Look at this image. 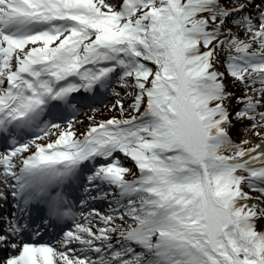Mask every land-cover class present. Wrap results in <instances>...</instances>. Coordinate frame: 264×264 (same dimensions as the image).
Instances as JSON below:
<instances>
[{"label": "snow or ice", "instance_id": "obj_1", "mask_svg": "<svg viewBox=\"0 0 264 264\" xmlns=\"http://www.w3.org/2000/svg\"><path fill=\"white\" fill-rule=\"evenodd\" d=\"M253 138L264 0H0V264H264Z\"/></svg>", "mask_w": 264, "mask_h": 264}, {"label": "rangeland", "instance_id": "obj_2", "mask_svg": "<svg viewBox=\"0 0 264 264\" xmlns=\"http://www.w3.org/2000/svg\"><path fill=\"white\" fill-rule=\"evenodd\" d=\"M229 91L235 92L236 94H240V89L239 88H230ZM114 103V100L111 98V96H109V100L105 103L102 104L100 106L95 107L96 111L92 112V111H85L82 112L80 115L77 116L76 120L74 121L75 127H76V131L77 133H80L82 131H84L87 128V125L89 123L88 121V116H92L94 119L96 120H101V119H106L109 115H118L117 111H110L108 108V105ZM232 106L235 107V102H232ZM79 123H82L83 125H77ZM245 123H247V121H245ZM233 140L235 141H239L240 139L246 138L249 136V133H245L241 130H236L233 133H231ZM54 139V137H51ZM256 140V142L260 141L259 138H253ZM40 142H47V140H43ZM124 163L130 164L129 161H124ZM131 166V165H130ZM128 178H131L130 176ZM245 191H248V189H245ZM250 195L252 196H258L260 195L257 192H251ZM259 224H256V227L258 229Z\"/></svg>", "mask_w": 264, "mask_h": 264}, {"label": "bare ground", "instance_id": "obj_3", "mask_svg": "<svg viewBox=\"0 0 264 264\" xmlns=\"http://www.w3.org/2000/svg\"><path fill=\"white\" fill-rule=\"evenodd\" d=\"M263 148H264V142L261 143V150H263Z\"/></svg>", "mask_w": 264, "mask_h": 264}]
</instances>
